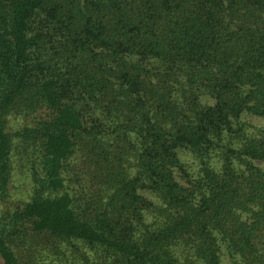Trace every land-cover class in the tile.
Instances as JSON below:
<instances>
[{"label": "trees", "instance_id": "trees-1", "mask_svg": "<svg viewBox=\"0 0 264 264\" xmlns=\"http://www.w3.org/2000/svg\"><path fill=\"white\" fill-rule=\"evenodd\" d=\"M246 118L264 123V0H0L1 254L264 264V126ZM18 143L38 186L8 212Z\"/></svg>", "mask_w": 264, "mask_h": 264}, {"label": "rangeland", "instance_id": "rangeland-1", "mask_svg": "<svg viewBox=\"0 0 264 264\" xmlns=\"http://www.w3.org/2000/svg\"><path fill=\"white\" fill-rule=\"evenodd\" d=\"M246 120L250 124H256L259 126H264V123H262L260 120L256 118H246ZM26 126L31 127V118L26 119L24 117H21L19 119L17 118H10V123L8 130L12 133H15L17 131L23 130ZM25 147L24 144H17V148L13 151V157H12V178H11V184L9 189V197L7 202L3 204L4 210L8 212H14L16 211L19 206H21L24 202H27L31 196L33 195V192L37 189L38 184L34 182L33 178V172L34 168L38 167V160L36 161V158L33 157V155H30L26 153L23 149ZM182 155L183 161L189 165L191 172L196 173V165L193 164V158L190 154H188L185 151H180ZM84 166V164L75 158L72 160V167L70 168V172L68 175V178L70 179H77L78 182H76L77 185H79V168ZM77 185L74 184V187L76 188ZM148 196V195H147ZM75 197L79 198V188L77 189V193ZM149 198H151L149 196ZM44 248H51V244L43 245ZM39 248V247H38ZM65 252H67L66 249H64ZM22 254L27 257V260L30 262L32 257V245L22 251ZM223 264H229L227 257H222ZM28 262V263H29ZM80 264H82L81 261H79ZM30 264H43V263H30ZM45 264H66V262H61L55 259V256L52 255V253L48 254V260Z\"/></svg>", "mask_w": 264, "mask_h": 264}, {"label": "water", "instance_id": "water-1", "mask_svg": "<svg viewBox=\"0 0 264 264\" xmlns=\"http://www.w3.org/2000/svg\"><path fill=\"white\" fill-rule=\"evenodd\" d=\"M0 264H7L5 258L3 257V255L0 252Z\"/></svg>", "mask_w": 264, "mask_h": 264}]
</instances>
